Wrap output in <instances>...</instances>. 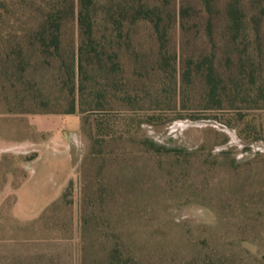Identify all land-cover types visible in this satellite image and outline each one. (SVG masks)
<instances>
[{
  "label": "rangeland",
  "instance_id": "rangeland-1",
  "mask_svg": "<svg viewBox=\"0 0 264 264\" xmlns=\"http://www.w3.org/2000/svg\"><path fill=\"white\" fill-rule=\"evenodd\" d=\"M32 1L0 0V264H80L81 236L90 264H264V99H254L264 90V0H114L200 10L203 26L219 10L246 42L259 28L262 53H245L250 95L174 106L167 83L159 98L153 87L116 91L103 106L88 95L73 112L63 92L73 80L55 71L63 60L10 66V28L21 35L39 21L31 9L44 4ZM64 24L68 40L77 25Z\"/></svg>",
  "mask_w": 264,
  "mask_h": 264
},
{
  "label": "trees",
  "instance_id": "trees-1",
  "mask_svg": "<svg viewBox=\"0 0 264 264\" xmlns=\"http://www.w3.org/2000/svg\"><path fill=\"white\" fill-rule=\"evenodd\" d=\"M41 2L44 5L31 9L37 13L36 25L27 27L21 35L10 28V66L22 72L35 56L48 65L50 57L63 60L55 71L61 70L73 80V87L66 84V91L63 90L64 99L72 106L69 111L75 110L77 99L83 102L89 96L103 106L102 102L111 101L115 96L111 94L116 91L132 98L134 92L153 87V94L159 98L167 83L171 84L168 98L174 106L185 99L196 104L222 105L241 93V97L250 95L248 84L255 70L248 65L245 53L250 45H255L253 52L262 53L261 32L256 29L253 42L239 39L248 33L236 22L228 24L226 13L209 9L203 26L195 21L198 16L204 17L201 11L184 6L164 13L158 7L127 8L114 0ZM237 12L234 14L244 16L242 10ZM213 18L221 20V24ZM67 19L75 20L77 26L65 40ZM138 21H142L141 25H137ZM176 24L179 30H174ZM200 26L204 40L198 44L194 37L201 34ZM216 36L222 37L221 43ZM15 37L19 40L11 41ZM218 50L223 55L218 63L226 71L221 76L215 65ZM66 57L69 64L65 63ZM90 65L92 69L88 68ZM255 90L254 99H264V90ZM22 103L17 102L21 107ZM60 103L57 101L56 105ZM87 247V239L81 236L80 264H90Z\"/></svg>",
  "mask_w": 264,
  "mask_h": 264
}]
</instances>
